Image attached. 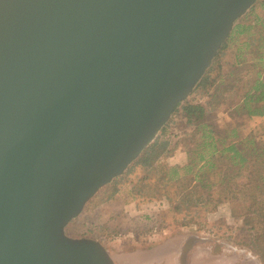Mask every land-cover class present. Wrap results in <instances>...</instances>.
<instances>
[{
	"label": "water",
	"instance_id": "95a60500",
	"mask_svg": "<svg viewBox=\"0 0 264 264\" xmlns=\"http://www.w3.org/2000/svg\"><path fill=\"white\" fill-rule=\"evenodd\" d=\"M256 1L0 0V264H115L65 227L154 141Z\"/></svg>",
	"mask_w": 264,
	"mask_h": 264
},
{
	"label": "rangeland",
	"instance_id": "374dc122",
	"mask_svg": "<svg viewBox=\"0 0 264 264\" xmlns=\"http://www.w3.org/2000/svg\"><path fill=\"white\" fill-rule=\"evenodd\" d=\"M259 1L263 0H257L253 5L256 7L251 11L252 6L236 21L235 25L240 22L248 23L256 17L264 20V6L257 5ZM262 25H264L263 22L250 28L249 31H243L244 34L240 36L233 34L228 45L220 49L217 60L219 68L210 75L220 76L215 90L219 92L231 77L240 76L247 69V65L251 64V59L255 57L253 53L249 55L254 50L252 47L244 54L245 62H238L237 51L250 33H254V37H257L259 32L264 34ZM251 42L258 44L257 40ZM203 77L204 75L201 80ZM201 80L184 101L199 103L205 108L206 114L202 123L208 124L214 130L215 138L222 141L223 146L232 142L240 146L245 140L251 139L258 149H264V119L250 117L241 109L229 108L225 102L216 101V104L214 98L196 89ZM167 123H169L167 127L171 135L179 136L186 150H193L201 142L202 133H193V128L186 124L185 117L180 111L174 115L172 113ZM159 133L160 131L157 136ZM144 150L121 176L102 187L85 204L81 214L65 227L67 236L89 238L100 242L106 247L115 264H129L125 258L133 254H145L155 250L161 253L163 251L161 248L164 249V247H170L175 251L174 263L191 264L188 255L190 248L185 247L190 240H193L194 244L200 248L197 249V260L204 257L206 264H209L208 261L215 263L221 259L220 257L230 254L224 251L222 256H215L214 259L210 257L211 255L205 257L201 245L211 248L213 245L226 247V249L231 247L236 251L235 257L244 258L247 264H262L252 247L253 232H250L243 224L242 217L231 216L229 205L224 202L223 193L219 187L208 190L198 187L192 181V174H186L182 168L175 170L177 179L169 181L165 177L166 169L163 167L162 169L144 166L137 162ZM218 155L213 156L218 170L223 171L230 167V161L226 157L219 158ZM214 180L212 173L205 176V182L209 184H212ZM113 199V203L109 204ZM186 199L191 202L186 203ZM197 200L199 202H196ZM98 201L100 204L95 206ZM92 207L91 215L85 217L88 225L81 232H76L77 221L89 214L88 209ZM82 214L85 215L82 216ZM99 233L106 237L100 236ZM152 259V255H145L136 258L135 261L143 264H161L150 263ZM181 259H184V262Z\"/></svg>",
	"mask_w": 264,
	"mask_h": 264
},
{
	"label": "trees",
	"instance_id": "16d2710c",
	"mask_svg": "<svg viewBox=\"0 0 264 264\" xmlns=\"http://www.w3.org/2000/svg\"><path fill=\"white\" fill-rule=\"evenodd\" d=\"M258 4L264 6V0L257 2ZM255 7L253 6L251 11ZM260 21L264 23V20L256 17L248 23L240 22L235 25L227 42L220 49L228 45L233 34L240 36L244 34L243 31H249L250 28L262 23ZM261 29L264 33V25ZM254 35V33H250L237 51L239 63L245 62L244 56L246 55L244 54L251 47L254 50L249 55L255 54V57L251 59V64L247 65V69L240 76L231 77L224 87H220L219 92L215 90L220 76L210 75L219 68L217 63L219 50L196 89L206 96L214 98L215 102H225L229 108L241 109L246 111L250 117L264 119V34L259 32L257 37ZM256 40L257 45L251 42ZM177 111L184 115L186 124L193 128V133H202L201 142L193 150H187V164L182 169L186 174L191 173L192 181L202 189L219 187L223 193L224 202L229 205L231 216L242 217L243 224L250 232H253L252 247L261 263L264 264V149H258L251 139L245 140L240 146L234 142L223 146V142L215 138L214 130L208 124L202 123L206 110L199 103L193 104L184 101L178 104L173 115ZM167 125L169 126V123L160 130L159 135L144 150L137 162L144 166L163 167L166 169L165 177L170 181L177 177L176 169L173 171L171 168H166L161 159L164 154H169L173 150L169 149L170 139L173 135ZM220 145H222L221 148H219ZM216 154H219V158L226 157L230 161V167L223 171L218 170L213 157ZM225 154L227 156H224ZM209 173H212L215 178L212 184L205 182V176ZM185 202L191 201L186 199ZM99 204L98 201L95 206ZM88 210H93V207Z\"/></svg>",
	"mask_w": 264,
	"mask_h": 264
},
{
	"label": "crops",
	"instance_id": "0c3cea01",
	"mask_svg": "<svg viewBox=\"0 0 264 264\" xmlns=\"http://www.w3.org/2000/svg\"><path fill=\"white\" fill-rule=\"evenodd\" d=\"M179 139H180V137L177 136L176 134L171 136L169 149H173V150L171 151V153L164 154L161 157V159H162V161H163V163H164L166 168L180 169V168H183L187 164V153H186L187 150L184 148L183 144L180 142ZM113 201H114V199L111 200L109 202V204H112ZM91 211L92 210H89V214H87L83 218H79V220L77 221V223L75 225L76 226L75 228H77L76 232L77 231L81 232V230L83 228H85V226L88 225V224H86L85 217H89L91 215L90 214ZM83 215H85V214H82V216ZM90 222L93 223L91 220H90ZM91 228H92V226H91ZM99 235L102 236V237H106L102 233H99ZM161 250H163L161 253L158 252V253H155L157 255L154 254L151 263L172 264L176 260V254H175V252L173 250H171L170 247H164V249L161 248ZM155 251H153L151 253H154ZM194 261H195V258H194ZM195 262L199 263L200 261L197 260ZM200 263L201 264H206L204 262V260H203V262H200Z\"/></svg>",
	"mask_w": 264,
	"mask_h": 264
},
{
	"label": "flooded vegetation",
	"instance_id": "af4514ba",
	"mask_svg": "<svg viewBox=\"0 0 264 264\" xmlns=\"http://www.w3.org/2000/svg\"><path fill=\"white\" fill-rule=\"evenodd\" d=\"M185 247L190 248L189 251H188L189 252L188 255H189L190 263L191 264L192 263L193 264L194 263L197 264L198 262H195V261H197V258H196L197 255H198V252H197L198 250L197 249H200V248H198L199 246L197 247V245L194 244V241L190 240L185 245ZM182 248H184V247L182 246ZM201 249H202V253H203V255H205V257H206V255H208V257H209V255H211L210 257L212 259H214L215 256H222L224 254V251H226V252H228V254H230V255H227V256H224V257H220L221 259L219 258L220 260H218L217 262L215 261V263L213 261L212 262L208 261L209 264H222L223 262L226 263V264H245V263L247 264V261L244 258L235 257V255H237L236 251L233 248H231V247L229 249H226V247H224V248L223 247H218L217 245H213L212 248L209 247V246L201 245ZM180 252H181V250H180ZM194 258H195V261H194ZM203 260H204V257H202V259L199 260V261L203 262ZM221 260H224V261H221ZM200 262L198 264H201ZM162 264H166V263H162ZM172 264H178V263H176V262L174 263L173 262Z\"/></svg>",
	"mask_w": 264,
	"mask_h": 264
}]
</instances>
